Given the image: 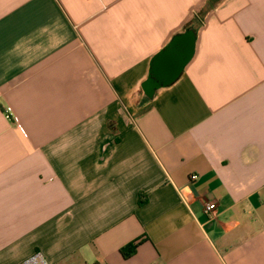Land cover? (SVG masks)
<instances>
[{
  "label": "crops",
  "instance_id": "crops-1",
  "mask_svg": "<svg viewBox=\"0 0 264 264\" xmlns=\"http://www.w3.org/2000/svg\"><path fill=\"white\" fill-rule=\"evenodd\" d=\"M33 255L264 264V0H0V264Z\"/></svg>",
  "mask_w": 264,
  "mask_h": 264
},
{
  "label": "water",
  "instance_id": "water-1",
  "mask_svg": "<svg viewBox=\"0 0 264 264\" xmlns=\"http://www.w3.org/2000/svg\"><path fill=\"white\" fill-rule=\"evenodd\" d=\"M194 44V33L189 30L174 36L152 58L148 77L141 84L144 96L153 98L158 89L168 87L176 81L193 55Z\"/></svg>",
  "mask_w": 264,
  "mask_h": 264
},
{
  "label": "built area",
  "instance_id": "built-area-1",
  "mask_svg": "<svg viewBox=\"0 0 264 264\" xmlns=\"http://www.w3.org/2000/svg\"><path fill=\"white\" fill-rule=\"evenodd\" d=\"M2 114L4 118L8 121H11L13 119L12 109L8 106L4 107L2 109ZM191 179H195V176H191ZM215 208L212 204L207 203L204 206V213L208 216V218H212L214 216ZM24 264H45L44 261L38 256L33 255L29 259H27ZM103 264V263H99Z\"/></svg>",
  "mask_w": 264,
  "mask_h": 264
},
{
  "label": "trees",
  "instance_id": "trees-1",
  "mask_svg": "<svg viewBox=\"0 0 264 264\" xmlns=\"http://www.w3.org/2000/svg\"><path fill=\"white\" fill-rule=\"evenodd\" d=\"M195 20H196V17L194 16L192 19H190L185 24L184 30L187 31V30L191 29L192 28V24L194 23ZM139 203H142V201H139ZM136 246H137V244H135V243L127 244L126 246H124V247H122L120 249V253L122 254V256L124 258H128V257H130L134 253V251L136 249Z\"/></svg>",
  "mask_w": 264,
  "mask_h": 264
}]
</instances>
